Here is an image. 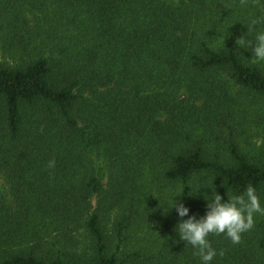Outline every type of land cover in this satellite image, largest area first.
<instances>
[{
  "label": "trees",
  "instance_id": "16d2710c",
  "mask_svg": "<svg viewBox=\"0 0 264 264\" xmlns=\"http://www.w3.org/2000/svg\"><path fill=\"white\" fill-rule=\"evenodd\" d=\"M253 18L264 0H2L0 264H200L174 196L197 218L213 183L264 204ZM208 239L212 264H264V215Z\"/></svg>",
  "mask_w": 264,
  "mask_h": 264
},
{
  "label": "clouds",
  "instance_id": "9594fccd",
  "mask_svg": "<svg viewBox=\"0 0 264 264\" xmlns=\"http://www.w3.org/2000/svg\"><path fill=\"white\" fill-rule=\"evenodd\" d=\"M261 23H264L262 18L251 19L247 25L248 33ZM236 44L252 52L250 61L253 63L264 62V30L255 33L254 41L247 39V36H239L236 38ZM54 166L55 160H50L48 167ZM204 188H211L212 192L210 195L203 193L207 209L203 216L197 218L195 214L190 215V208L177 199L180 195L174 196L170 210L175 209L180 218L174 229L179 236L176 242H184L185 247L190 245L194 249V255L199 257L200 264H212L218 255H224V251L218 252L208 237L224 235L233 245L239 244L242 235L254 227L256 215H264V204L251 184L242 194H232L227 189L226 201L214 183L209 187H201L198 193H194L192 189L191 195H199L200 190Z\"/></svg>",
  "mask_w": 264,
  "mask_h": 264
},
{
  "label": "rangeland",
  "instance_id": "374dc122",
  "mask_svg": "<svg viewBox=\"0 0 264 264\" xmlns=\"http://www.w3.org/2000/svg\"><path fill=\"white\" fill-rule=\"evenodd\" d=\"M1 1L2 0H0V2ZM169 1L177 2L178 0H169ZM30 26H33L32 22H30ZM7 60L10 61V63L14 62L13 59H11V58L8 59V57H7ZM183 96H184V94H181V98H183ZM0 195L7 196V198L10 199L9 196H8V188H7V186H6L5 182H4L3 177L1 176V174H0Z\"/></svg>",
  "mask_w": 264,
  "mask_h": 264
}]
</instances>
